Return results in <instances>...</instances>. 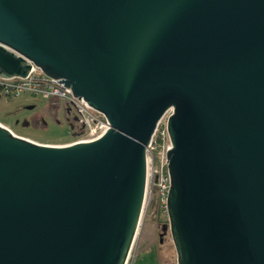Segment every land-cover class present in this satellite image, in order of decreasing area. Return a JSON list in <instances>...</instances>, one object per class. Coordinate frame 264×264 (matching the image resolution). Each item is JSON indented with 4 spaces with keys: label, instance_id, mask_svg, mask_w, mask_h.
I'll use <instances>...</instances> for the list:
<instances>
[{
    "label": "water",
    "instance_id": "95a60500",
    "mask_svg": "<svg viewBox=\"0 0 264 264\" xmlns=\"http://www.w3.org/2000/svg\"><path fill=\"white\" fill-rule=\"evenodd\" d=\"M34 66L109 127L48 144L0 122V264H127L164 118L161 242L264 264V0H0V76Z\"/></svg>",
    "mask_w": 264,
    "mask_h": 264
},
{
    "label": "rangeland",
    "instance_id": "374dc122",
    "mask_svg": "<svg viewBox=\"0 0 264 264\" xmlns=\"http://www.w3.org/2000/svg\"><path fill=\"white\" fill-rule=\"evenodd\" d=\"M51 105V99L36 93H23L16 97L1 95L0 122L14 133L36 142L48 144L73 142L77 138H73L63 110L60 109L57 117H54L50 112ZM38 115H44L48 122L47 127H37L32 123ZM27 121L30 124H27ZM165 126L166 118L162 120L160 127ZM164 224H168L167 213L155 211L153 206L144 209L139 232L127 264H177L176 250L169 229L163 236V241L160 240L159 233L162 232Z\"/></svg>",
    "mask_w": 264,
    "mask_h": 264
},
{
    "label": "built area",
    "instance_id": "2783aa9c",
    "mask_svg": "<svg viewBox=\"0 0 264 264\" xmlns=\"http://www.w3.org/2000/svg\"><path fill=\"white\" fill-rule=\"evenodd\" d=\"M23 93H36L45 98L60 99L68 106H71L80 117V121L84 122L86 126L85 132L73 142L93 140L109 127V122L103 113L94 109L83 98L76 97L72 93L71 88L65 85L64 82L48 76L35 66L25 78H5L0 76L1 95L16 97ZM161 123L147 149L148 178L144 209H149L153 206L155 211L160 210L167 213L170 176L166 150L169 146V137L166 126L161 128ZM161 148L164 149L161 151Z\"/></svg>",
    "mask_w": 264,
    "mask_h": 264
},
{
    "label": "flooded vegetation",
    "instance_id": "af4514ba",
    "mask_svg": "<svg viewBox=\"0 0 264 264\" xmlns=\"http://www.w3.org/2000/svg\"><path fill=\"white\" fill-rule=\"evenodd\" d=\"M51 109L50 112L54 117H57L58 111L63 110L64 118L67 121L71 134L73 138H78L81 134H83L86 130V126L84 122L80 121V117L76 114L75 110L62 102L60 99H51ZM30 124V122H26ZM32 123L37 127H47L48 122L44 119V115H38L33 120ZM75 135V136H74ZM161 233V232H160ZM159 233V236H160Z\"/></svg>",
    "mask_w": 264,
    "mask_h": 264
},
{
    "label": "trees",
    "instance_id": "16d2710c",
    "mask_svg": "<svg viewBox=\"0 0 264 264\" xmlns=\"http://www.w3.org/2000/svg\"><path fill=\"white\" fill-rule=\"evenodd\" d=\"M0 96H1V94H0Z\"/></svg>",
    "mask_w": 264,
    "mask_h": 264
}]
</instances>
